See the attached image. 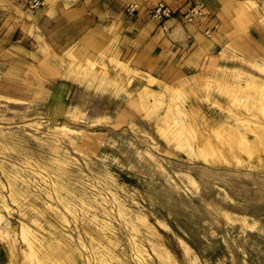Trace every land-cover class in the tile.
<instances>
[{
    "label": "rangeland",
    "instance_id": "1",
    "mask_svg": "<svg viewBox=\"0 0 264 264\" xmlns=\"http://www.w3.org/2000/svg\"><path fill=\"white\" fill-rule=\"evenodd\" d=\"M157 1L128 16L121 0H43L34 8L0 0L6 264H36L24 253L29 244L39 255L58 245L63 264L103 256L113 264H264V141L262 160L234 138L226 142L244 115L264 123L261 94L246 86L264 82V50L211 37L208 9L195 0H165L172 12L155 20ZM236 4L243 17L264 21V0ZM91 28L101 34L96 47L82 38ZM169 103L211 139L213 155L175 138L164 117ZM10 179L26 194L12 196Z\"/></svg>",
    "mask_w": 264,
    "mask_h": 264
},
{
    "label": "bare ground",
    "instance_id": "2",
    "mask_svg": "<svg viewBox=\"0 0 264 264\" xmlns=\"http://www.w3.org/2000/svg\"><path fill=\"white\" fill-rule=\"evenodd\" d=\"M262 17H264V15H261ZM262 20V19H261ZM100 35L101 34H98L97 33V30L95 29V28H91V29H89L88 31H86L85 33H84V35H83V40H84V42H86V43H88L89 45L91 44L92 46H94L95 45V43H97L98 41H99V38H100ZM72 53H74V54H80V52L78 51V50H73L72 51ZM89 62L91 61V59L89 58V57H87L86 58ZM81 66H82V64H81ZM106 69H105V66H103V65H100V72H101V74H104V77L105 78H109L107 75H105L106 74V71H105ZM83 74V73H82ZM87 75H88V72H87ZM82 77V76H81ZM90 78V77H89ZM152 79H153V77H151ZM149 79V78H148ZM149 83V82H148ZM246 83V82H245ZM227 84V83H226ZM165 85V84H164ZM232 85V84H231ZM145 86V85H144ZM227 86V85H226ZM246 86H247V89H248V91H257V92H260V94H261V101L262 102H264V82H259L258 84H257V86L255 85V84H252L251 83V81H248L247 80V83H246ZM159 87H160V85H159ZM162 87V86H161ZM228 87V86H227ZM163 88V87H162ZM256 88V89H255ZM150 90V89H149ZM148 90V91H149ZM152 90V89H151ZM155 90V89H154ZM157 90V89H156ZM177 90H178V88H177ZM158 91V90H157ZM165 91H168V88H166L165 89ZM174 91V90H173ZM155 92V91H154ZM161 92V91H160ZM170 92V96L168 97L169 98V102H170V99L172 98V95H173V93L174 92H171V91H169ZM179 92V91H178ZM177 92V93H178ZM227 92V91H226ZM159 93V92H158ZM161 93H163V92H161ZM175 96H176V94H174ZM234 96V95H233ZM235 98V97H234ZM173 99V98H172ZM173 103V102H172ZM165 113H164V117H170V119H172V124H174L175 126V130H174V136H175V138H177L178 139V141L179 142H183V144L190 150V152H194V153H196V154H203L204 155V152H208V153H210V154H214L215 152H216V147H214L213 145H212V142H211V139L210 138H208V137H202V134H201V131H200V129L199 128H197L196 127V123H194V121H192V120H187L186 118H185V114L187 113V112H185L184 111V108H183V106L182 107H180L179 106V104H175V105H172V104H170L169 103V105L167 106V109H166V111H164ZM239 115V114H238ZM244 116H246V117H243V118H245L244 119V121H242V120H240V122H238V123H231V125H230V128L228 127V134H229V137H231V138H229L228 137V139H227V144L228 145H232L233 144V142H234V140H233V138L235 139V141L237 142V143H239V145H241L240 147H242V148H244V149H247L248 151V153H254V154H256V157H257V159H261L262 158V154L260 153V147L259 146H262V143H260L261 141H264V123H262L261 121L260 122H258L257 120L255 121H253V122H255V124H252V123H250V122H252V120H250V122H249V119L250 118H247V115H244ZM163 117V118H164ZM253 117V116H252ZM242 118V119H243ZM254 118V117H253ZM258 118V117H257ZM188 119H189V117H188ZM239 119V118H238ZM163 120V119H162ZM168 124V123H167ZM170 124V123H169ZM168 126V125H167ZM167 128V127H166ZM244 128H248V129H250V131H252L253 132V135H254V137L253 138H249L248 137V139H246L244 136H245V133H244ZM160 129V128H159ZM168 129H169V127H168ZM172 131V130H171ZM2 132V131H1ZM167 133V132H166ZM191 135V136H196L195 138H198V141L197 142H200V146L199 147H195L194 145H192V144H190L191 143V139L189 140V138H187L188 136L187 135ZM164 135V134H163ZM169 135V134H168ZM219 135V134H218ZM223 135V134H222ZM170 136V135H169ZM167 138V137H166ZM193 138V137H192ZM241 138H243L242 140H241ZM189 140V141H188ZM260 141V142H259ZM1 140H0V144H1ZM190 142V143H189ZM222 142H223V140H222ZM225 143V142H224ZM176 144H178V143H176ZM182 144V145H183ZM259 144H261V145H259ZM178 146H180V147H183V146H181V145H178ZM196 146H198V145H196ZM237 147H239V146H237ZM216 149V150H215ZM235 149V148H234ZM238 151V149H236V152ZM262 151H264V149H262ZM205 153V154H206ZM189 154V153H188ZM217 155V154H216ZM236 155V154H235ZM238 155V154H237ZM236 155V156H237ZM253 155V154H252ZM219 156V155H218ZM245 156H247V155H245ZM206 157H208L207 155H206ZM213 157V156H212ZM249 157V156H248ZM210 158H211V156H210ZM209 158V159H210ZM208 159V158H207ZM212 159V158H211ZM214 159H216V157H214ZM218 159V158H217ZM262 160V159H261ZM210 161V160H209ZM213 160H211L210 162H212ZM220 160H218V162H219ZM239 161H241V160H239ZM216 162H217V160H216ZM214 163V162H213ZM241 163V162H240ZM14 170H16V171H14V173L12 174V176L10 177V178H12V177H14V176H16L17 175V173L19 172L16 168H13ZM3 170H4V168H3ZM42 174V173H41ZM11 175V174H10ZM24 178V177H23ZM15 179V178H14ZM14 179H10V184H11V186H12V188H11V193H12V196H14V194L15 193H19V194H26V191L28 190L27 189V187L26 186H24V188L25 189H23V188H19L18 186H15V185H13V184H15L14 183ZM58 186V182H53L52 184H51V186L53 187V186ZM66 185V184H65ZM69 189V188H68ZM71 189V188H70ZM86 195V194H85ZM1 197V196H0ZM81 197V196H80ZM82 198V197H81ZM84 199V198H83ZM0 200H2V198L0 199ZM13 200L14 201H16V199L15 198H13ZM3 201L4 200H2V201H0V202H2V204L4 205V203H3ZM83 201V200H82ZM69 202V204L67 205L66 204V207L68 208V210H70L71 212H75V209H73L74 208V206H75V204L74 203H72L71 201H68ZM83 203H86V202H84L83 201ZM87 204H90V202L89 203H87ZM123 210V209H122ZM106 212V211H105ZM124 212V211H123ZM77 217H78V215H77ZM143 221H145L146 223H147V226L148 227H150V225H148V222L144 219V217L142 216V218H141ZM110 224L111 223H104L103 224V226L105 227V228H110ZM103 228V227H102ZM150 229H151V227H150ZM31 230V229H30ZM29 230V228L28 227H26L25 225H21V232H31ZM32 234H34V236L35 237H37L35 234L36 233H32ZM27 235V234H26ZM24 236V235H23ZM31 236V235H30ZM28 238H29V236H28ZM27 239V238H26ZM32 239V238H31ZM38 241H39V243H41V239H40V237L39 238H36ZM45 239V238H44ZM117 240V238H113V239H110L109 241H108V243H110V244H114L115 243V241ZM118 241V240H117ZM26 242V241H25ZM29 242V241H28ZM27 242V243H28ZM53 244V243H52ZM28 245V244H27ZM102 247V245H98V248L99 247ZM53 248V254H52V249H47L46 248V250H45V248H43L45 251H44V253L42 254V255H39L37 252H36V250L33 248V246L31 245V244H29V248L28 249H26L25 250V252L24 253H26V254H28L29 255V253H31L32 254V257H35V260H36V264H63V261L60 263L59 261L57 262V260L55 259V257H56V253H60V252H62V248L61 247H59L58 245H55V246H52ZM26 248V247H25ZM140 249V248H139ZM56 250H60L59 252H57ZM41 251V250H40ZM113 251V250H112ZM16 252V251H15ZM23 252V251H22ZM41 253V252H40ZM13 254V253H12ZM24 256V255H23ZM66 256V255H65ZM110 257H113V255H111ZM117 257V256H116ZM26 258V257H25ZM58 258H59V256H58ZM28 259V258H27ZM30 259V258H29ZM34 260V259H33ZM32 260V261H33ZM34 263H35V261H33ZM25 264H26V262H25ZM33 264V263H32ZM99 264H113V263H111L110 262V260H108V258H107V256H103V257H101L100 259H99ZM121 264V263H120ZM127 264V263H126Z\"/></svg>",
    "mask_w": 264,
    "mask_h": 264
},
{
    "label": "crops",
    "instance_id": "3",
    "mask_svg": "<svg viewBox=\"0 0 264 264\" xmlns=\"http://www.w3.org/2000/svg\"><path fill=\"white\" fill-rule=\"evenodd\" d=\"M124 1L125 0H121V7L124 6ZM139 1L141 5H148L152 2V0ZM195 1L201 2L204 8L208 9L209 15L206 23L208 25V30L212 32L210 33L211 37L214 34L215 38H219V40L221 38H232L236 41L240 40L243 50H264V21L258 20V18L250 19L249 17H243L241 12L237 9V0ZM2 22L3 21H1V23ZM99 41L92 47H96ZM0 44H2V41ZM7 48L8 47L4 45H0V50H6ZM69 50H72V46ZM81 54L80 52V55ZM7 258L8 251L5 244L0 239V264H6Z\"/></svg>",
    "mask_w": 264,
    "mask_h": 264
},
{
    "label": "built area",
    "instance_id": "4",
    "mask_svg": "<svg viewBox=\"0 0 264 264\" xmlns=\"http://www.w3.org/2000/svg\"><path fill=\"white\" fill-rule=\"evenodd\" d=\"M29 7L34 8L43 3V0H24ZM140 8V3L138 0H126L124 5V12L128 16H132L138 12ZM171 8L169 5L165 2V0H158L157 3L149 10V13L152 18L155 20H162L163 18L169 16L171 13ZM197 10H194V7L191 9L190 12H187L185 14V17L191 18Z\"/></svg>",
    "mask_w": 264,
    "mask_h": 264
}]
</instances>
